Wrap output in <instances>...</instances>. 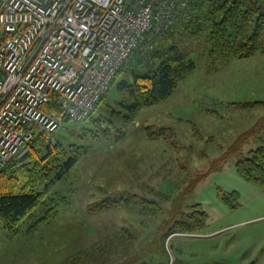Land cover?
Returning <instances> with one entry per match:
<instances>
[{"label": "rangeland", "instance_id": "1", "mask_svg": "<svg viewBox=\"0 0 264 264\" xmlns=\"http://www.w3.org/2000/svg\"><path fill=\"white\" fill-rule=\"evenodd\" d=\"M181 48L195 61L194 69L165 100L141 107L130 123L122 122L125 135L118 142L105 141L92 124L107 116L110 106L123 110L117 87L122 74L91 118L79 125L66 121L53 132L56 142L86 151L52 187L65 203L56 206L44 224L26 231L45 212L38 206L20 233L0 230V264H67L78 251L99 246L123 229L133 251H147L155 243L146 255L149 262L172 257L173 264H264V186L238 176L237 156L213 166L244 130L264 117V106L237 105L264 101V55L216 60L211 66V58L194 39L186 38ZM145 127H171L173 136L150 139ZM262 141L264 129L242 145L240 155H248ZM196 178L198 183L183 198L188 205L199 203L207 213L204 228L164 236L158 226L174 198ZM218 189L238 192L237 205L221 203ZM112 194L132 195L129 206L86 211L89 203ZM141 198L157 202L161 211L141 213Z\"/></svg>", "mask_w": 264, "mask_h": 264}, {"label": "trees", "instance_id": "2", "mask_svg": "<svg viewBox=\"0 0 264 264\" xmlns=\"http://www.w3.org/2000/svg\"><path fill=\"white\" fill-rule=\"evenodd\" d=\"M186 16L185 20L178 21L174 27L177 37L170 33L157 39L156 46L149 50L148 58L144 62L142 57L134 54L132 61L116 73L110 88L122 74L117 87L122 91V100L118 103L123 110L110 106V113L97 118L92 124V129L98 128L101 133H106L102 134L105 141L118 142L125 135L122 122L130 123L141 107L165 100L191 73L195 61L181 48L186 38L194 39L203 49L211 58V66L216 60L264 55V0H195ZM108 91L101 97L94 111ZM237 105L248 109L264 106V101L240 102ZM45 108L58 110L57 98L54 96ZM94 111L88 118L92 117ZM99 122L103 123L102 127H99ZM116 122L120 127L115 125ZM263 129L264 117L242 132L213 166H218L229 157L237 156L235 168L238 176L245 181L264 186V142L251 149L248 155H240L242 145ZM145 130L150 139L173 136L171 127H145ZM110 132L115 135L111 137ZM85 151L86 148L76 144L62 145L55 139L52 143L43 134L35 132L33 139L28 143L23 164L17 165L14 160H10L0 172V230L9 231L14 235L20 233L21 225L26 218L33 217V212L38 206H43L45 212L35 219L26 231L32 232L44 224L54 212V208L65 203L62 197L51 191L52 187L78 163ZM198 181L199 178L191 180L187 188L172 201L166 219L158 226L164 236L173 232L193 233L204 228L207 213L199 203L188 205L184 203L183 198ZM130 197L132 195L112 194L89 203L86 211L101 213L120 207L127 208ZM217 198L225 206L234 208L238 203L239 194L236 191L226 192L218 189ZM139 209L147 215H155L161 211L157 202L145 198H141ZM126 234H129L128 230L123 229L122 232L106 236L104 243L87 248L82 253L78 251L67 264L149 263L146 255L151 253V246L155 243L150 245L147 251L144 248L141 252L133 251L125 242Z\"/></svg>", "mask_w": 264, "mask_h": 264}, {"label": "built area", "instance_id": "3", "mask_svg": "<svg viewBox=\"0 0 264 264\" xmlns=\"http://www.w3.org/2000/svg\"><path fill=\"white\" fill-rule=\"evenodd\" d=\"M194 1L0 0V172L23 164L35 132L53 143L64 122L83 123L134 54L177 37Z\"/></svg>", "mask_w": 264, "mask_h": 264}, {"label": "crops", "instance_id": "4", "mask_svg": "<svg viewBox=\"0 0 264 264\" xmlns=\"http://www.w3.org/2000/svg\"><path fill=\"white\" fill-rule=\"evenodd\" d=\"M247 130V129H246ZM245 131V130H244ZM262 133V132H261ZM261 133H260V137L258 136V139H260L261 138ZM257 139V138H256ZM253 140H255V139H253ZM263 142V141H262Z\"/></svg>", "mask_w": 264, "mask_h": 264}]
</instances>
